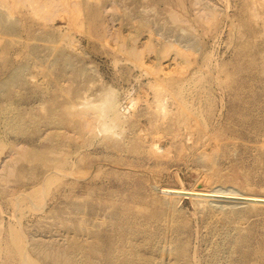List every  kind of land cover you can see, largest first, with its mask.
I'll list each match as a JSON object with an SVG mask.
<instances>
[{"label": "rangeland", "instance_id": "1", "mask_svg": "<svg viewBox=\"0 0 264 264\" xmlns=\"http://www.w3.org/2000/svg\"><path fill=\"white\" fill-rule=\"evenodd\" d=\"M181 185L264 195V0H0V264H264Z\"/></svg>", "mask_w": 264, "mask_h": 264}, {"label": "bare ground", "instance_id": "2", "mask_svg": "<svg viewBox=\"0 0 264 264\" xmlns=\"http://www.w3.org/2000/svg\"><path fill=\"white\" fill-rule=\"evenodd\" d=\"M27 1V0H26ZM25 2V1H24ZM60 2V1H59ZM30 3V2H29ZM52 3V2H51ZM64 3V2H63ZM33 4V3H32ZM38 4V3H37ZM36 5V4H35ZM58 5H61V3H58ZM34 6V5H33ZM33 11V10H32ZM174 16H175V12H174ZM178 16V15H177ZM172 18V17H171ZM177 18V17H176ZM175 18V19H176ZM174 19V17H173ZM177 21V20H176ZM183 22V21H182ZM175 47V46H174ZM178 50V49H177ZM187 53V52H186ZM172 83V82H171ZM173 96V95H172ZM114 104V103H113ZM95 110V108H93ZM92 110V111H94ZM91 111V110H90ZM98 113H100L98 110L96 112V115L95 116H98V119L100 118L99 116L100 115H97ZM104 115V114H103ZM111 115V114H110ZM115 115H118L116 114L115 112ZM117 117V116H116ZM96 118V117H94ZM102 118V116H101ZM97 119V120H98ZM103 119V118H102ZM101 120V123L102 122H105L106 120L102 121ZM97 122V121H96ZM99 122V121H98ZM91 123H93V121H91ZM100 123V122H99ZM100 123V124H101ZM106 123V122H105ZM103 124V123H102ZM114 126V125H113ZM113 126H111V124L109 123H106V124H103V127L102 129H113ZM101 129V130H102ZM193 131V130H192ZM156 146V145H155ZM154 146V147H155ZM156 148V147H155ZM158 149V148H157ZM153 150H156L153 148ZM162 151V150H161ZM160 153V151L158 152ZM215 168V167H214ZM180 182V180H179ZM182 188H178L177 187H173V186H163V187H159V191L161 195H163L164 197V200H165V203H167V205L169 206H173L175 205V202L178 201L176 199H182L183 197H188V195H190V199H192L194 202H196L197 204L198 203H202L203 207L205 206H208L209 204L208 203H213L215 201H218V200H221V199H224V200H230V202H234L236 204H239L241 202H249V203H244V204H247L248 206L251 205L252 207H256L258 208L259 206L260 207H264V195H261V194H254V193H248V192H240V191H237L236 190H223V189H220L221 187H218L219 189H187L185 187H183V185H181ZM158 191V190H157ZM158 191V192H159ZM176 200V201H175ZM175 201V202H174ZM179 202V201H178ZM174 203V204H173ZM193 203V202H192ZM219 203V202H218ZM230 203V205H231ZM208 204V205H206ZM201 205V204H199ZM235 205V204H234ZM242 205V204H241ZM233 206V205H232ZM238 206V205H237ZM236 206V207H237ZM240 206V205H239ZM242 206H245V205H242ZM235 207V206H234ZM259 207V208H260ZM262 207V208H263ZM206 209V208H205ZM112 210V209H111ZM109 211V210H108ZM48 254V253H47ZM54 254V253H53ZM53 256V255H52ZM57 258V257H56Z\"/></svg>", "mask_w": 264, "mask_h": 264}]
</instances>
